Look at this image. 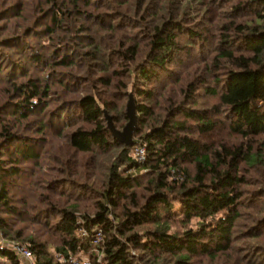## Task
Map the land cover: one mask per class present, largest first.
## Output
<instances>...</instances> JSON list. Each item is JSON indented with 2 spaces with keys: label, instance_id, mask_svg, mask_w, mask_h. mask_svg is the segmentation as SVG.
Returning a JSON list of instances; mask_svg holds the SVG:
<instances>
[{
  "label": "trees",
  "instance_id": "1",
  "mask_svg": "<svg viewBox=\"0 0 264 264\" xmlns=\"http://www.w3.org/2000/svg\"><path fill=\"white\" fill-rule=\"evenodd\" d=\"M129 93L131 146L104 114L123 127ZM222 126L238 141L212 145ZM3 241L34 264H264V0H0V260L21 264Z\"/></svg>",
  "mask_w": 264,
  "mask_h": 264
},
{
  "label": "rangeland",
  "instance_id": "2",
  "mask_svg": "<svg viewBox=\"0 0 264 264\" xmlns=\"http://www.w3.org/2000/svg\"><path fill=\"white\" fill-rule=\"evenodd\" d=\"M200 99L202 100L203 104H205L207 107L211 106L212 103L215 102V99L209 100L207 97H204V96L202 98H200ZM126 104H127V102H126ZM125 110H126V106H125ZM121 128H119V129H121ZM216 131H215V136L213 135L212 138L210 137V139H211L210 142L212 143V145L213 144L214 145L218 144L219 143L218 141L220 140V138L221 139L224 138L226 140V142L238 141L237 136L234 133H231L229 131L228 127H226V126H222L220 128H217ZM53 144H55V142ZM116 155H117V152L116 151H112V152H109L108 154H104V155L102 154L98 161L96 159V161L98 163L95 161L96 165H95V168H94V172L92 174L93 178L95 179V181H98V183H99L102 179H105L104 172H105V170L107 168L106 166H108L109 164L114 162V160L116 158ZM98 164L100 166H98ZM189 166H191V165L189 164ZM42 168H43V166H42ZM248 173H249L251 178H253V176L251 174H253L254 176L256 175V173H254L253 170L249 171ZM247 187H248L247 189H252V187H254V186H252V187L247 186ZM19 226H24V224L17 223L16 226H13V228L15 229V228H18ZM24 230H26V232H30L31 231V230L26 229L25 226H24ZM49 250L52 251L53 249L51 247H49ZM59 259L62 260V257L59 256ZM33 260H34V257L31 260H29V261L26 260V259L20 258L21 264H34L35 261H33ZM221 262H222V260H219V259H217L216 261H210V260L204 259V261H202L199 264H220ZM0 264H5V263L0 260Z\"/></svg>",
  "mask_w": 264,
  "mask_h": 264
},
{
  "label": "water",
  "instance_id": "3",
  "mask_svg": "<svg viewBox=\"0 0 264 264\" xmlns=\"http://www.w3.org/2000/svg\"><path fill=\"white\" fill-rule=\"evenodd\" d=\"M129 99L126 104V116L128 118L127 122L123 125L121 129H116L113 125L112 118L108 114H105L107 127L111 131L112 136L116 141L131 146L133 140V134L136 131L137 125V114L135 113V103L131 94L128 95Z\"/></svg>",
  "mask_w": 264,
  "mask_h": 264
},
{
  "label": "built area",
  "instance_id": "4",
  "mask_svg": "<svg viewBox=\"0 0 264 264\" xmlns=\"http://www.w3.org/2000/svg\"><path fill=\"white\" fill-rule=\"evenodd\" d=\"M132 152L134 153V155L137 157L138 160H142L144 158V149L142 147L135 146L133 147ZM3 243L6 246L11 247L19 255L20 258L26 259L28 261L33 258V255L30 249L27 248V246L10 241L8 242L3 241Z\"/></svg>",
  "mask_w": 264,
  "mask_h": 264
}]
</instances>
